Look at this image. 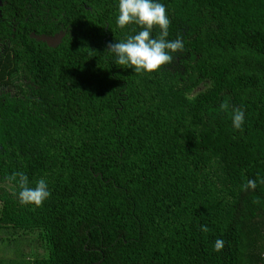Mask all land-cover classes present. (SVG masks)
Returning <instances> with one entry per match:
<instances>
[{
	"label": "trees",
	"instance_id": "16d2710c",
	"mask_svg": "<svg viewBox=\"0 0 264 264\" xmlns=\"http://www.w3.org/2000/svg\"><path fill=\"white\" fill-rule=\"evenodd\" d=\"M3 1L0 232L41 254L0 264H264V0H161L184 50L149 74L106 51L117 0Z\"/></svg>",
	"mask_w": 264,
	"mask_h": 264
},
{
	"label": "clouds",
	"instance_id": "9594fccd",
	"mask_svg": "<svg viewBox=\"0 0 264 264\" xmlns=\"http://www.w3.org/2000/svg\"><path fill=\"white\" fill-rule=\"evenodd\" d=\"M116 27L124 29L128 25H136L139 30L127 35L120 41L108 44L106 51L111 54L114 65L130 69L136 74H149L158 71L162 66L171 63L174 54L184 50L180 37L168 39L170 20L166 14L165 4L161 0H117ZM159 30L153 36V29ZM226 105L221 104V110ZM244 121V112L236 109L231 113L232 127L240 129ZM16 181L18 191L15 193L20 204L39 207L49 198L50 191L45 179L41 178L34 186H29L28 178L22 173L10 178ZM264 183V178L260 180ZM257 181L247 180L242 185L243 190H254ZM201 232H207L205 225L200 226ZM224 247L223 239L217 238L213 244V251H221Z\"/></svg>",
	"mask_w": 264,
	"mask_h": 264
},
{
	"label": "rangeland",
	"instance_id": "374dc122",
	"mask_svg": "<svg viewBox=\"0 0 264 264\" xmlns=\"http://www.w3.org/2000/svg\"><path fill=\"white\" fill-rule=\"evenodd\" d=\"M37 40L47 41V43L52 46L54 44H58L59 38H37ZM27 240L21 239H12L7 234V232L1 231L0 232V259H14L16 257L20 258V255H25V257L32 258L36 254H41V250L37 247L36 242H32L31 245H27Z\"/></svg>",
	"mask_w": 264,
	"mask_h": 264
},
{
	"label": "flooded vegetation",
	"instance_id": "af4514ba",
	"mask_svg": "<svg viewBox=\"0 0 264 264\" xmlns=\"http://www.w3.org/2000/svg\"><path fill=\"white\" fill-rule=\"evenodd\" d=\"M3 3H4V1L3 0H0V19H1V16H2V12H1V9H2V7H3ZM1 22V21H0ZM59 36H61V38H62V34H58ZM58 35H54V36H52V38L53 37H55V36H58ZM41 37H45V36H41ZM41 37H37V38H41ZM35 38V40L36 41H39V40H37L36 39V37H34ZM48 38V37H47ZM61 38H60V40H61ZM39 42H42V41H39ZM60 42V41H59ZM43 43H45V42H43ZM46 44V43H45Z\"/></svg>",
	"mask_w": 264,
	"mask_h": 264
},
{
	"label": "water",
	"instance_id": "95a60500",
	"mask_svg": "<svg viewBox=\"0 0 264 264\" xmlns=\"http://www.w3.org/2000/svg\"><path fill=\"white\" fill-rule=\"evenodd\" d=\"M41 38H47V37H41ZM53 38H59L58 39V42L60 41V38H61V36H55V37H53ZM42 42H45L48 46H50L48 43H47V41H43V40H41ZM57 44H54V45H52L51 47H54V46H56Z\"/></svg>",
	"mask_w": 264,
	"mask_h": 264
}]
</instances>
